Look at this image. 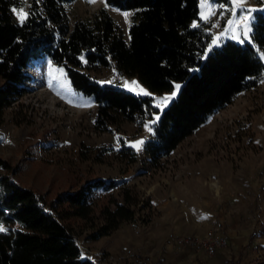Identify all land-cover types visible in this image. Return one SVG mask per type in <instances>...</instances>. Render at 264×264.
I'll return each instance as SVG.
<instances>
[{
  "label": "rangeland",
  "instance_id": "1",
  "mask_svg": "<svg viewBox=\"0 0 264 264\" xmlns=\"http://www.w3.org/2000/svg\"><path fill=\"white\" fill-rule=\"evenodd\" d=\"M30 1L27 0L28 5ZM102 1L66 2L64 10L69 25L76 18L91 15ZM215 4L225 5L227 1L215 0ZM247 6L264 8V4L255 0ZM108 11L127 40L131 16L126 22L120 13H132V9L108 6ZM13 16L17 20L14 13ZM225 18L220 17L219 21L213 18L221 25V28L209 25L213 37L220 35ZM257 51L264 58V52ZM48 61L47 57H41L28 63L26 91L4 108L0 156L16 166L13 178L35 189L46 205L58 192L74 190L94 177L119 182L108 190L97 189L95 204L118 195L122 189L138 198L132 205L131 219L96 239L89 237L92 230L83 228L79 219L69 220L84 257L94 264H264L261 79L210 115L154 166L143 150L137 153L131 147L127 156L123 146L149 138L151 134L143 124L159 113L154 112L141 124L123 120L109 131H97L92 125L96 111L93 98L74 90L67 76L57 72V68L63 67L53 62L49 67ZM88 72L98 82L112 81L113 85L131 89L135 94L139 89L131 81H137L153 94V105L154 97L166 96L174 90L173 86L167 92H152L136 76L118 75L113 65ZM50 77L58 78L59 82ZM211 232L226 239L225 246L213 254L182 242L185 236L203 238Z\"/></svg>",
  "mask_w": 264,
  "mask_h": 264
},
{
  "label": "trees",
  "instance_id": "2",
  "mask_svg": "<svg viewBox=\"0 0 264 264\" xmlns=\"http://www.w3.org/2000/svg\"><path fill=\"white\" fill-rule=\"evenodd\" d=\"M69 1L31 0V15L21 25L12 13L20 0H0V122L4 108L26 91L28 63L47 57L63 67L74 90L93 98L95 130L109 131L123 120L141 124L159 113L152 125L154 135L143 145L155 166L210 115L254 87L264 73L257 51L264 49V11L254 13L253 43L223 37L201 58L213 33L208 24L191 27L193 21L200 22L198 0H103L91 15L70 25L64 10ZM108 6L132 9L127 40ZM110 65L118 75L136 76L152 92L170 91L175 82H181V88L159 112L151 96L98 83L88 72ZM130 150L123 146L124 155ZM15 172L16 166L0 156V223L8 229L0 232V264H93L81 255L69 220L79 219L96 239L131 219L132 205L138 202L122 189L95 204L97 189L108 190L119 182L94 177L74 190L58 192L46 205L35 189L13 178Z\"/></svg>",
  "mask_w": 264,
  "mask_h": 264
},
{
  "label": "snow or ice",
  "instance_id": "3",
  "mask_svg": "<svg viewBox=\"0 0 264 264\" xmlns=\"http://www.w3.org/2000/svg\"><path fill=\"white\" fill-rule=\"evenodd\" d=\"M40 0H37V3H39ZM88 3H96L97 0H87ZM200 5V12L198 13L199 21H193L191 24L192 28H199L201 27V23L210 25L211 28H221V25L218 22H214L213 18H216V21H219L220 17H225L224 25L220 31L219 36H215L212 38L210 44L207 47V50L205 51L204 55L201 56V58H205L208 54V52L213 50V47H218L220 43L222 42V38L225 35H230V38L236 39L237 41L241 43H253L254 42V36H253V28H254V22H255V15L254 13L257 11H264V8L256 9L252 7H248L251 3V0H227V4L225 5H216L215 0H198ZM257 3L264 4V0H257ZM30 7L27 3V0H20V6L14 7L12 9V12L17 18L18 23L21 25L25 24L27 22V19L30 17L31 12L26 11L25 9ZM122 16L125 17V20L127 22V19L129 16L132 15V13L129 12H121ZM227 14V15H226ZM131 39V37H129ZM262 52H264V49H261ZM83 60V57H81ZM264 59V58H262ZM49 67L52 66V61L47 62ZM57 72L60 74L66 76V73L63 68H57ZM50 79L57 80L56 77H50ZM261 82L264 83V73L261 74ZM98 83H112V81L107 82H98ZM125 84H128L129 82L125 81ZM131 84H134L137 86L139 91L136 93L137 95L142 96H152L153 94L148 92L146 89L141 87L137 81H131ZM181 85L175 84L174 90L163 97L155 98L154 100L156 103L154 104L155 107L160 108L161 111H163V107L166 106L176 95L177 92L180 90ZM131 91V89H129ZM160 119L159 115H155L154 118L149 121L145 122L143 124V127L146 131H148L150 134L154 135L153 129L150 127V124H155L156 121ZM3 137H0V140H2ZM145 141L143 139L130 142L128 143L129 147H132L135 149L137 153L143 150V145ZM202 219H206L207 217H201ZM8 229L0 223V232H6ZM83 255V254H81ZM90 259V258H89ZM94 264V262H93Z\"/></svg>",
  "mask_w": 264,
  "mask_h": 264
},
{
  "label": "built area",
  "instance_id": "4",
  "mask_svg": "<svg viewBox=\"0 0 264 264\" xmlns=\"http://www.w3.org/2000/svg\"><path fill=\"white\" fill-rule=\"evenodd\" d=\"M182 242L190 246L191 248H202L208 254H213L218 248L224 247L226 239L221 236L214 235L212 232L203 238H194L191 236H185L182 238Z\"/></svg>",
  "mask_w": 264,
  "mask_h": 264
},
{
  "label": "crops",
  "instance_id": "5",
  "mask_svg": "<svg viewBox=\"0 0 264 264\" xmlns=\"http://www.w3.org/2000/svg\"><path fill=\"white\" fill-rule=\"evenodd\" d=\"M200 10H201V9H200V5H199V12H200Z\"/></svg>",
  "mask_w": 264,
  "mask_h": 264
}]
</instances>
